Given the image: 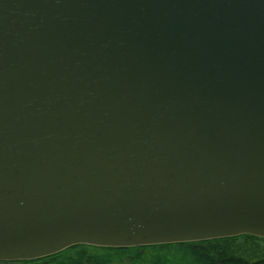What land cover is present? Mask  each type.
Returning <instances> with one entry per match:
<instances>
[{
	"label": "water",
	"instance_id": "95a60500",
	"mask_svg": "<svg viewBox=\"0 0 264 264\" xmlns=\"http://www.w3.org/2000/svg\"><path fill=\"white\" fill-rule=\"evenodd\" d=\"M264 238V0H0V261Z\"/></svg>",
	"mask_w": 264,
	"mask_h": 264
},
{
	"label": "trees",
	"instance_id": "16d2710c",
	"mask_svg": "<svg viewBox=\"0 0 264 264\" xmlns=\"http://www.w3.org/2000/svg\"><path fill=\"white\" fill-rule=\"evenodd\" d=\"M261 243L264 244L262 237L242 234L201 241L123 248L76 244L45 257L24 260V264H110V257L106 253H121L123 258L135 264L141 261L140 253L146 250L177 252H173L170 255L172 257L163 261L158 258L153 260L155 257L152 255L153 258L148 260L150 264H187L183 262L187 257L191 259L189 264H264V245H260Z\"/></svg>",
	"mask_w": 264,
	"mask_h": 264
},
{
	"label": "rangeland",
	"instance_id": "374dc122",
	"mask_svg": "<svg viewBox=\"0 0 264 264\" xmlns=\"http://www.w3.org/2000/svg\"><path fill=\"white\" fill-rule=\"evenodd\" d=\"M260 245L263 246L264 244L261 243ZM173 252H175V251H170V250L149 251V250H146V251H143V252L140 253V255H141V259H140L141 261L140 262L141 263L137 262L135 264H150L151 262L149 263L148 260H149V258H153V257H155L153 260L158 258V259H161V261H163V259H166L168 257H172L170 255L173 254ZM176 253L177 252H175V254ZM106 254L110 257L109 258V263L110 264H133L127 258H123L121 253L116 254V255L113 254V253H111V254L106 253ZM152 255H154V256L151 257ZM184 261L187 262V264H189L191 262V259L189 257H187V258H184L183 262Z\"/></svg>",
	"mask_w": 264,
	"mask_h": 264
},
{
	"label": "flooded vegetation",
	"instance_id": "af4514ba",
	"mask_svg": "<svg viewBox=\"0 0 264 264\" xmlns=\"http://www.w3.org/2000/svg\"><path fill=\"white\" fill-rule=\"evenodd\" d=\"M0 264H24V260H2Z\"/></svg>",
	"mask_w": 264,
	"mask_h": 264
}]
</instances>
